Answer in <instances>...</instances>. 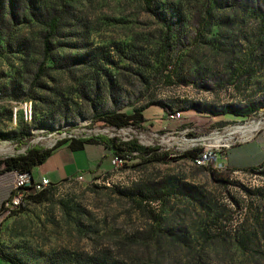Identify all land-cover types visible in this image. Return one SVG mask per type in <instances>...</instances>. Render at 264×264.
Wrapping results in <instances>:
<instances>
[{
    "label": "rangeland",
    "instance_id": "obj_1",
    "mask_svg": "<svg viewBox=\"0 0 264 264\" xmlns=\"http://www.w3.org/2000/svg\"><path fill=\"white\" fill-rule=\"evenodd\" d=\"M210 1L152 0L148 10L142 0H0V159L96 134L216 155L113 163L106 150L98 176L51 185L42 201L5 213L6 254L22 264H264V111L183 109L264 95V0L239 8L228 46L211 42ZM111 110L146 120L90 127Z\"/></svg>",
    "mask_w": 264,
    "mask_h": 264
},
{
    "label": "trees",
    "instance_id": "obj_2",
    "mask_svg": "<svg viewBox=\"0 0 264 264\" xmlns=\"http://www.w3.org/2000/svg\"><path fill=\"white\" fill-rule=\"evenodd\" d=\"M250 0H212L210 1V5L206 7L204 10L206 17V25L208 29H212L214 26L217 27V32L215 36L212 38L211 42L216 44L217 46H228L229 44H233L235 42V35L233 34L234 26L239 24V8L241 6H247ZM11 3V0H8ZM142 2L146 5L148 10H151L152 0H142ZM154 15H158V12L155 10ZM173 17H170L169 20L176 21L178 16L176 12H174ZM176 18V19H174ZM164 21L165 27L168 29L169 33L167 35V39L171 38V30L173 29V24L168 23L165 17L161 18ZM232 31V32H231ZM227 33L226 35H224ZM229 33V34H228ZM261 38L258 40V46H261L264 43V28L259 30ZM229 37L232 39L229 41ZM263 59L261 58L259 63H261ZM240 81V78L237 79ZM186 110L194 109L199 113H211L214 115L231 113L234 115L241 116H250L257 112V110L264 111V95L257 98L255 101L249 102L246 105L242 104H228L224 108L218 111L213 110H204L201 109L197 104H190L187 107L183 108ZM146 118L144 113L139 110H134L132 113L127 114L125 112H120L118 110H111L104 113L95 114L92 116L91 122L89 123L90 127L95 123H99L101 126H112L116 129L132 127V128H142L141 123L145 121ZM24 138L23 135H20L19 144H23ZM69 141V146L73 150L78 149H87L90 153H95L98 155L104 150L110 151L113 156L120 158L123 162L127 159L136 158L141 162L147 161H173L181 158H186L192 160L202 157L204 154V148L202 145L194 146L182 153L174 154L170 149L163 148L162 146L154 145V146H143L141 145L137 138L131 137L127 140H121L117 137H109L104 134H96V135H86V136H68L59 140L55 146L53 147H44L40 144H35L27 147L23 152L17 153L15 155L0 159V169L1 170H18V171H32L33 168L38 165L44 163L48 157L51 155L53 148L65 141ZM88 145H98L96 148L89 147ZM97 164L101 165L102 158H97ZM211 162V161H210ZM212 163V162H211ZM260 168L264 167V160L259 165ZM92 176H98L101 174L100 169H96L95 167L89 170ZM54 186V184H51ZM50 185V186H51ZM48 189L45 188L40 191H33L31 186L26 187V201L31 200L34 202L42 201L47 193ZM5 203V202H4ZM4 210H11V208L2 207ZM24 206L21 203L17 208L8 212V215L19 213L23 211ZM6 254V253H5ZM8 259L13 264H22L18 259L9 256L6 254ZM13 260V261H12ZM17 261V262H16Z\"/></svg>",
    "mask_w": 264,
    "mask_h": 264
},
{
    "label": "crops",
    "instance_id": "obj_3",
    "mask_svg": "<svg viewBox=\"0 0 264 264\" xmlns=\"http://www.w3.org/2000/svg\"><path fill=\"white\" fill-rule=\"evenodd\" d=\"M67 140L60 145L53 148L51 155L48 159L33 168L31 173L34 180L40 178H48L51 184H57L65 180L75 178L79 175L91 174L89 170L92 168L100 169L101 165L97 164V158H105V151L96 155L95 153L88 152L87 149L73 150L69 146ZM89 147L96 148L98 145H88ZM92 175V174H91ZM13 187V173L9 170L0 169V232L4 225L5 212L2 207L5 201L10 196ZM7 210V209H6ZM13 261V260H12ZM17 262V261H16ZM0 264H13L2 249V240L0 239Z\"/></svg>",
    "mask_w": 264,
    "mask_h": 264
},
{
    "label": "built area",
    "instance_id": "obj_4",
    "mask_svg": "<svg viewBox=\"0 0 264 264\" xmlns=\"http://www.w3.org/2000/svg\"><path fill=\"white\" fill-rule=\"evenodd\" d=\"M26 106L27 105L24 103L23 114H24L25 118H27ZM15 112L16 111H14V116H15ZM179 116H180V113H174V112L169 113V118H171V119L177 118ZM213 158L216 159L215 154L209 155L204 150V154L202 155V157L196 158V160H202V161L208 162ZM117 161H121V159L113 156L112 162L116 163ZM11 172L13 173V187H12V191L10 193V196L5 201V202L11 203V210L17 208L21 203L26 201V196H27L26 187L27 186H31L33 191H40V190H43V189H45L51 185V182L48 178L42 177L39 180H34L31 171L21 172L18 170H12ZM77 177L82 178L81 175H79ZM11 210H4V212L8 213Z\"/></svg>",
    "mask_w": 264,
    "mask_h": 264
},
{
    "label": "bare ground",
    "instance_id": "obj_5",
    "mask_svg": "<svg viewBox=\"0 0 264 264\" xmlns=\"http://www.w3.org/2000/svg\"><path fill=\"white\" fill-rule=\"evenodd\" d=\"M26 106V116H28L29 118L31 117V106L30 104H27L25 102ZM179 113V112H177ZM259 126V122L256 121L255 123L249 125V126H240L237 129L240 130L242 133H246V132H250L253 129L257 128ZM218 140V139H217ZM5 207L11 208V203L10 202H5Z\"/></svg>",
    "mask_w": 264,
    "mask_h": 264
}]
</instances>
